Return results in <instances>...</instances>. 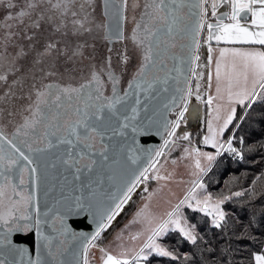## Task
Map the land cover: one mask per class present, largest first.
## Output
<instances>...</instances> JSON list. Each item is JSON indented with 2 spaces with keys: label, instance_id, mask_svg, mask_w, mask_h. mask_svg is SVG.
<instances>
[{
  "label": "snow or ice",
  "instance_id": "1",
  "mask_svg": "<svg viewBox=\"0 0 264 264\" xmlns=\"http://www.w3.org/2000/svg\"><path fill=\"white\" fill-rule=\"evenodd\" d=\"M76 4L77 0H24L23 7L18 8L13 0H0V6L10 10L3 18L4 22L0 23V32L3 33L0 35V85L8 87L6 99L15 95L14 89L23 91L26 86V77L21 75L16 78L15 74L20 71L17 60L28 53L23 47L14 56L7 53L10 46L17 47L13 39L17 32L12 31L13 27L39 30L42 23H50L55 32H61L67 28L68 18L72 17L73 34L90 32L91 29L85 27L88 21L85 5L91 7L92 0H83L79 4V12L75 10ZM127 5L128 0H121L120 6L113 5L114 15H120ZM105 7L107 16V4ZM210 7L211 20L208 17L209 0H147L141 18L129 38L138 49L140 62L122 95L117 87L120 75L112 69L111 57L108 58L107 67L101 66L99 73L93 68L89 79L78 86L53 83H41L39 87L33 83L30 86V104L25 109L29 115L23 117V123L17 127L13 138L9 139L0 132V253L7 251L12 256L7 264H18L15 255L17 252L23 255L24 251L11 245L9 235L13 231L35 228L38 255L36 260H30L28 264H52L51 261L40 258L42 249H47L48 256L55 259L51 251L52 238L44 235V224L51 221L49 226L60 236L70 231L65 215L53 219L47 212L43 217L36 212L35 217L33 216L34 192L47 174L42 157L53 149L57 150V160L65 171L72 176L74 182H79V187L74 183L73 191L82 193L79 196L62 194L58 203L66 210V214L85 213L95 224L92 236L80 241L83 264H89L90 249L98 247L96 241L111 227L142 184L143 191L148 193L145 203L134 213L129 225L125 226L127 230L131 224H137L139 229L134 234L129 233L127 240L123 230L115 237L114 242H118L115 254L112 244L99 247L102 264H146L152 255L175 260L176 257L159 242V238L169 232H178L185 241L193 245L197 243L195 225H189L188 219L181 212V207L185 205L211 217L214 227L222 226L225 213L221 210V205L229 197L213 201L211 196H204L202 200L197 196V189L204 188L200 183V176L207 171V168L202 167L199 157L212 161L214 156L196 148L183 149L184 155L180 159L194 158V175L197 179L192 181V187L184 199L167 211L163 218L152 210L151 200L156 195V190L149 192L147 186L150 179L161 181L171 177V173L165 176L160 171L164 163H167V154L175 147L177 140L190 142L187 128L182 129L181 125L188 120L186 113H189V101L193 94L191 79L196 81V100H201L200 80L207 75V89L210 91L213 86L211 66L215 63L216 95L209 94L206 101L210 118L207 122L208 134L203 137V143L215 147L217 155L221 149L236 152L231 140L227 141V148L218 141V136H222L233 121L236 111L233 105L251 108L257 99L264 100V48L254 47L264 46V0H211ZM81 15L83 19L80 18ZM55 20L59 23H54ZM205 28L207 35L204 43L208 45L206 66L198 63L201 60L199 51ZM178 36L184 41L179 55L170 51L176 47ZM25 38L30 42L35 40L34 35H25ZM117 38H120L119 31ZM212 41L218 46L249 47L214 49ZM29 47L34 48V44L30 43ZM214 51L219 52L215 59ZM59 54L57 45L48 42L43 51L35 49L36 59L33 64L40 65L45 57ZM80 54L79 50L73 52V55ZM121 60L126 65L129 56L123 55ZM168 60L173 61V68L161 77L159 73L165 72ZM200 67H208L209 71L197 72ZM172 71L177 73L175 77L171 75ZM41 72L44 73L41 80L55 74L45 72L44 69ZM101 74L106 75L107 82L111 84L109 96L104 94ZM10 75L13 79L9 84ZM32 79L35 80L34 72ZM170 80L174 81V90L171 102L164 105L165 111L162 114L154 112L140 119L137 107H132L129 114L127 100L130 93L135 95L136 105H140L141 90L146 98H150L149 93L155 91L157 85H168ZM163 91L167 92L168 88L164 87ZM225 96L226 115L222 124L214 127L213 103L218 102L214 119L220 121ZM169 113L174 114L175 118L169 120ZM128 129H131L130 134H126ZM110 130L112 136H120L124 144L128 145L122 149L121 158L109 157L108 148L102 143ZM146 134L161 136V147L139 148L135 143L136 137ZM19 137L22 138L17 139ZM98 143L101 145L99 151L96 150ZM161 157L165 158L164 163H161ZM172 163L176 164L177 161L173 160ZM67 179L65 176L66 182ZM84 189L88 190V195L83 194ZM241 195V192L234 193L236 197ZM192 201H195V206ZM142 236L145 238L137 245L136 241ZM128 242H131V246H128ZM253 258L255 264H264V254H254ZM75 264H80L79 253Z\"/></svg>",
  "mask_w": 264,
  "mask_h": 264
},
{
  "label": "rangeland",
  "instance_id": "2",
  "mask_svg": "<svg viewBox=\"0 0 264 264\" xmlns=\"http://www.w3.org/2000/svg\"><path fill=\"white\" fill-rule=\"evenodd\" d=\"M14 3H17L18 8L23 7L24 0H13ZM83 3V0H77L76 11H80L79 4ZM100 0H92L91 7L85 5V9L88 13V21L85 24L86 28H90L91 31H82L78 34H73L71 24L72 17L68 18L67 28L62 29L61 32H55L53 30V24L50 23H42L41 29L36 30L32 28L24 29L21 26L17 29L16 26L13 27L12 31L17 32V35L13 38L15 45L17 47L10 46L7 49V53L11 56H14L17 51L20 50V47H23L24 51L28 53L24 58L17 60V65L20 67V71L15 74L16 78H19L21 75L26 77V86L23 91H20L19 88L14 89L15 95L10 98H5V93L8 92V87L4 85H0V109H3L0 112V126L3 129H10V126L14 123L16 126L22 118L28 113L25 109L30 104V100L28 99L30 86L35 83L38 87L41 83H53L60 84L62 86L66 84L76 85L79 81L84 78L90 76V73L95 68L96 71H100L101 66H104V61L102 60V56L104 52L108 49V44L106 39L104 38V25L103 19L101 17V8H100ZM121 5V4H120ZM117 5V6H120ZM114 13V8L111 9ZM10 10L7 7L0 6V23H3L4 16L8 14ZM14 11V10H11ZM122 12L120 15H114V18L108 20L107 25V33L106 36L112 40L120 39L122 37L121 29H122ZM115 23H113L116 20ZM35 17H33L34 19ZM83 19V15L80 16ZM28 23V19L26 18L25 24ZM54 23H59L58 20H55ZM113 23V24H112ZM120 33V38H117V33ZM0 35H3L0 32ZM25 35H34L35 40L33 42L28 41L25 38ZM206 37V36H205ZM204 37V38H205ZM48 42H54L57 45V49L59 51V55H53L52 57H45L40 65L33 64V61L36 59L35 49H39L40 51L44 50V46ZM30 43L34 44V48H30ZM207 47V44L203 42L201 43V48L199 54L201 56V60L198 62L204 65V52ZM79 50L80 55H73V52ZM54 65V66H53ZM215 67V64H214ZM201 68V67H200ZM32 70L31 72L29 70ZM41 69H44L45 72L51 71L55 73L54 75L46 76L43 80L41 77L44 75L41 72ZM35 73V80L32 79V74ZM199 72V71H198ZM13 76H9L8 83L12 82ZM199 102V100H197ZM202 104V108H203ZM11 113V114H10ZM222 117V114H221ZM218 123L219 121L216 120ZM187 124V123H186ZM186 124L182 123L183 126ZM233 128L227 133L226 136H222L220 141L231 134ZM200 133L198 131V137ZM219 141V142H220ZM199 143L198 141L193 144ZM163 144V143H162ZM187 144V141L177 140L175 143L176 147H183ZM174 149V151H175ZM172 150L169 153H172ZM201 152H205L201 150ZM169 153L167 155H169ZM206 153V152H205ZM57 150L53 149L44 154L42 157L43 162L49 163L52 160L57 158ZM210 154V153H208ZM211 155V154H210ZM217 156L215 152L214 155ZM224 156V155H223ZM164 157H161V159ZM201 161L202 167L207 168L211 161H207L204 157H199ZM177 163L173 164L170 169H167L165 166L160 169L161 174L168 176L171 173V177L167 180L155 181L154 186L152 187V183L154 180L148 181V189L149 192L156 190V195L153 196L151 200V208L159 217H164L167 211H170L174 205L179 203L180 200L184 199L187 194V190L192 187V181L196 180L197 177L194 175L196 169L194 167L195 162L184 160H176ZM172 162V161H171ZM191 163V164H190ZM50 166V164H48ZM151 175V173H150ZM150 187H152L150 189ZM144 185L142 184L136 192L133 194V199L130 201L134 205V209L129 215L122 220L117 226H112L113 230L110 232V235L107 239L102 243V238L104 237V233L101 234V238L96 241L98 247L91 248L89 251V264H102L101 253L99 252V247H107L109 244H112L113 254H115L116 243L115 237L124 231L125 239L129 233H135L139 226L137 224H131L127 230H125V226L129 225V222L133 219L134 213L142 207L145 203V197L148 193L143 191ZM197 189V196L201 197L205 195V189ZM210 193V192H209ZM210 195L216 199H223L219 197ZM216 199H213L215 201ZM129 203V204H130ZM193 206H195V201H192ZM128 204V205H129ZM127 205V206H128ZM185 209H190L186 205L181 207V212L185 216ZM119 221V217L116 219ZM117 223V222H116ZM189 225H191L189 223ZM145 237H140L136 244L139 245ZM161 238V237H160ZM159 238V242H160ZM161 243V242H160ZM162 244V243H161ZM128 246H131V242H128ZM51 251L55 256L53 259L52 256H48L46 252H40L41 259H47L52 262V264H75L77 253L80 256V264H83V251L80 245L73 246L70 245L66 251L59 249H52Z\"/></svg>",
  "mask_w": 264,
  "mask_h": 264
},
{
  "label": "trees",
  "instance_id": "3",
  "mask_svg": "<svg viewBox=\"0 0 264 264\" xmlns=\"http://www.w3.org/2000/svg\"><path fill=\"white\" fill-rule=\"evenodd\" d=\"M100 3L102 17V0ZM232 128L243 160L234 162L221 156L202 177L213 196L229 197L221 205L225 213L222 226L214 227L212 218L200 211L185 209L188 222L196 227L197 243L193 245L178 232H169L160 242L176 259L152 255L146 264H255L254 254H264V100L257 99L251 108L238 105L223 136ZM235 192L242 195L236 197ZM133 209L130 203L115 226ZM112 228L104 233L102 243Z\"/></svg>",
  "mask_w": 264,
  "mask_h": 264
},
{
  "label": "flooded vegetation",
  "instance_id": "4",
  "mask_svg": "<svg viewBox=\"0 0 264 264\" xmlns=\"http://www.w3.org/2000/svg\"><path fill=\"white\" fill-rule=\"evenodd\" d=\"M114 5H120L121 0H113ZM147 2V0H128V5L126 9H123L122 11V37L120 39L112 40L106 36L107 33V25L108 20H111L114 18L113 12H112V3L111 0H102V9H103V23L105 25V39L108 44V49L106 52H104L102 56V60L104 61V66L107 67V61L108 58L111 57V66L112 69L115 71L116 74L120 75V83L117 85L118 90L120 91L121 95L123 94L124 90L127 88V84L129 80H131L132 75L134 74L137 66L140 62V56L138 49L133 45L131 40L129 39L132 35V30L135 27V24L140 20L141 14L144 11V4ZM106 4H107V11L108 15L105 16L106 11ZM211 0H209V8H208V17L209 20H211ZM115 10V9H114ZM223 9H221L222 11ZM115 12V11H114ZM116 20L113 22L115 23ZM112 23V24H113ZM207 35V30L205 28L204 32L202 33L201 37V43L204 40V37ZM163 38V37H162ZM183 40L177 37L175 43L176 47L174 49H171V53L174 54H181V45ZM111 49V52L109 51ZM204 52V51H203ZM123 55L129 56V61L125 65L121 57ZM173 65L172 60L167 61V68H170ZM126 69V70H124ZM98 73L100 71H97ZM189 78L191 79V73L189 72ZM90 76L86 77L82 81H79L76 85L78 86L80 83L85 82L87 79H89ZM100 78L102 81H104V94L105 96L111 95V84L107 82V76L104 74L100 75ZM196 81L195 79H191V87L193 89V94L190 98L196 97V88H195ZM62 86V85H61ZM135 90V89H134ZM133 90V92H135ZM134 95L132 93L129 94L128 99H131ZM149 99H152L151 96H149ZM134 98V97H133ZM146 99V97H145ZM170 114V119H174L175 116L172 113ZM29 113H27L25 116H28ZM23 123L22 120L15 126L14 123L10 126V129H3L0 126V132H2L7 138L11 139L13 138V134L16 132L17 127ZM186 127L181 125V128ZM180 131V130H178ZM193 135V132H192ZM111 136V138H110ZM22 137H19L17 139H21ZM114 139L115 136H112L111 130L108 132V135L105 137L104 141L102 143H110V141ZM163 143V140L159 143V146ZM112 147L115 149V145L113 142H111ZM101 148L100 144L96 145V150L99 151ZM159 149V148H158ZM109 157H116L119 158L120 154L114 155L111 152H108ZM161 159V158H160ZM44 165L47 167V174L45 177L42 178L38 188L34 192V201H33V216L35 217L36 212H39L41 217H43V214L45 212L49 213L50 216L55 219L56 216L65 215V222L67 224L68 229L70 230L66 235L60 236L57 231H55L52 227L49 226L51 221L49 223H46L43 225V231L44 235L51 237V247L52 249H59L66 251L70 245L78 246L80 245V241L83 240V237H85L86 232L89 231L94 225L87 227V223H85L82 220V216H84L85 213H72V214H66V210L63 208L62 205L58 203L59 200L62 199L63 195H81L82 193L80 191H73V185L79 187V182H74L72 179V176L65 171L64 167L60 164V162L56 159L52 160V162L46 163L43 162ZM82 163H86V161H82ZM111 163V160L109 161ZM50 164V166L48 165ZM65 176H67V182L65 181ZM84 195H88V190H83ZM127 207V205L124 207V209ZM124 209L121 211V213L124 211ZM62 212V214L60 212ZM121 215V214H120ZM120 215L118 217H120ZM118 218L115 219L112 222V226H115ZM83 224H80L81 222ZM59 226V223L57 222V227ZM9 239L11 240V245L17 249H22L23 256L24 254H32L33 260L37 259L38 255V241L35 233V228H32L31 230H23L20 231H13L9 235ZM46 252L48 254L47 249L40 250ZM53 251V250H52ZM21 255L20 252H17L15 255V259L18 261L17 258H19ZM12 259V256L8 254L7 251H4L3 253H0V264H7L9 260ZM21 262H24V260H21Z\"/></svg>",
  "mask_w": 264,
  "mask_h": 264
},
{
  "label": "water",
  "instance_id": "5",
  "mask_svg": "<svg viewBox=\"0 0 264 264\" xmlns=\"http://www.w3.org/2000/svg\"><path fill=\"white\" fill-rule=\"evenodd\" d=\"M114 2L113 0H111V3ZM114 5V3H112V6ZM184 43V41L182 42V44ZM173 65L170 68H166L165 72L159 73V75H161V77H163L165 75L166 72H168L169 69H172ZM171 75L173 77H175L177 75V73L175 71L171 72ZM189 75V73H188ZM167 87L168 91L165 92L163 91V88ZM173 90H174V81H169L168 85H157V88L155 91L149 93V96L152 97V99L146 98L145 99V94L144 91L141 90L139 92V96H140V100H141V104L140 105H136V97L135 95L131 98L127 100V106H128V112L129 114H131V108L132 107H137L139 110V117L140 119H143L146 116H150L152 115L154 112H158V113H163L165 111L164 109V105L166 103H170L171 102V97L173 94ZM136 91V90H134ZM145 106L147 107V112H145ZM198 109V105H197V100L196 97L192 98V100L189 101V113H186V116H188V122L192 120V113L194 111H196ZM168 119H170V114L168 115ZM131 133V129H128L126 134H130ZM111 138V136H110ZM163 139L161 138V136L159 135H138L136 137V145L139 148L142 149H158L159 147V143L162 141ZM111 142L114 143L115 145V149L112 147ZM99 144V143H98ZM104 144V143H103ZM107 148H108V152L113 153L114 155H118L120 154V157H122V149L128 147V145H125L123 142V139L120 136H115V138L110 141V143L108 144H104ZM78 183V182H77ZM60 212V210L58 211ZM62 214V212H60ZM82 220L87 223L88 225H86L87 227H90L92 225H94L91 229H89V231L86 232L85 237H91L92 234L95 232V224L92 222L91 218L87 215L84 214V216H82ZM81 222V221H80ZM80 224H83L82 222ZM84 238V237H83ZM20 262L19 264H28V262L34 261L32 254H24L20 255L19 258H17ZM21 260H24V262H21Z\"/></svg>",
  "mask_w": 264,
  "mask_h": 264
},
{
  "label": "crops",
  "instance_id": "6",
  "mask_svg": "<svg viewBox=\"0 0 264 264\" xmlns=\"http://www.w3.org/2000/svg\"><path fill=\"white\" fill-rule=\"evenodd\" d=\"M211 46L214 49H218L219 47H229V48H231V47H249V46H245V45H223V44L218 46L215 41L211 42ZM254 47H256V48H264V46H259V45L254 46ZM207 48H208V45H207V47H206V49L204 51V65L205 66L207 65ZM218 55H219V52L218 51H214V53H213L214 59ZM214 64L215 63H213V65L211 66V72H212V75H213V81H212V85L213 86H212L210 91L207 89V75H205L204 78L200 80V84H201V90H200L201 100H199V102H197L198 109L196 111H194L192 113V115H191L192 116V120L189 121V122L187 121V124H186L187 131L190 134V142L187 141V144H185L183 147H176V149H175V147H173L172 153H169V155H167V163H164L165 158L161 159V163H164V166L167 169L171 168V166H172V162L171 161L180 160V157L182 155H184L183 149L185 147H187V148H189V150H191L193 148L192 144L196 143L197 141L199 142V147L197 149L200 152H201V150H203L206 153H210L211 155L212 154L214 155V153L216 152V148L215 147H212L211 145H206V144L203 143V137L208 134L207 133V122H208V120L210 118L209 115H208V105H207L206 101H207V98H208L209 94H211L213 96L216 95V92H215V67H214ZM198 71L207 73L209 71V68L208 67H201V68L197 69V72ZM201 101H205V102L202 103ZM217 103L218 102H214L213 106H212L213 107V126L214 127H218L220 124H222L223 117L226 115V110H227V98H226V96H225V101L223 102V107L221 108L222 119L218 123L214 119L215 114H216L215 113V109H216ZM202 104L204 105L203 108H202ZM237 106H238V104L237 105H233V107H235V109H236ZM200 126H202V128H203L202 132L199 131V127ZM183 128H185V127H183ZM198 131L200 133L199 137H198ZM192 132H193V135H192ZM222 136H218V141H220ZM174 149H175V151H174ZM215 160H216V156H215V159L211 161L210 167L213 165ZM186 161L195 162L193 157H186ZM210 167L208 165L207 171L210 169ZM205 173L201 174L200 183H202V177L205 175ZM154 184H155V180H154V182L152 183L151 186L153 187ZM152 187H150V189ZM204 190H205V195H203L202 198H204V196H211L209 191L206 188ZM187 192H188V190H187ZM198 198H201V197H198ZM213 199H216V198L212 197V200Z\"/></svg>",
  "mask_w": 264,
  "mask_h": 264
},
{
  "label": "built area",
  "instance_id": "7",
  "mask_svg": "<svg viewBox=\"0 0 264 264\" xmlns=\"http://www.w3.org/2000/svg\"><path fill=\"white\" fill-rule=\"evenodd\" d=\"M203 128L202 126L199 127V131L202 132ZM235 128L232 130L231 134L228 135L227 137H224L220 143H223L225 145V148H227V141L231 140L232 141V147L236 150V152H229V151H225L224 149H221V152L219 155L216 156V160L221 157V156H226L228 159H230L231 161L234 162H241L243 160V156H242V152L238 146V144H236L235 140H234V133ZM226 136V135H225ZM162 145V144H161ZM160 145V147H161ZM159 147V148H160ZM193 148H198L199 147V143L197 144H192ZM236 153H239V155H237Z\"/></svg>",
  "mask_w": 264,
  "mask_h": 264
}]
</instances>
